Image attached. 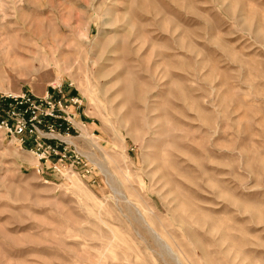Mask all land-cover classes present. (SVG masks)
I'll use <instances>...</instances> for the list:
<instances>
[{
	"label": "rangeland",
	"instance_id": "1",
	"mask_svg": "<svg viewBox=\"0 0 264 264\" xmlns=\"http://www.w3.org/2000/svg\"><path fill=\"white\" fill-rule=\"evenodd\" d=\"M69 82L81 170L0 130V264H264V0H0V92Z\"/></svg>",
	"mask_w": 264,
	"mask_h": 264
},
{
	"label": "built area",
	"instance_id": "2",
	"mask_svg": "<svg viewBox=\"0 0 264 264\" xmlns=\"http://www.w3.org/2000/svg\"><path fill=\"white\" fill-rule=\"evenodd\" d=\"M72 83L51 84L43 95L31 90L0 92V130L38 161L54 160L53 171L81 170V153L67 139L79 129L82 101Z\"/></svg>",
	"mask_w": 264,
	"mask_h": 264
}]
</instances>
